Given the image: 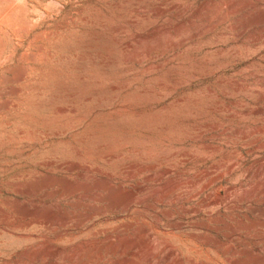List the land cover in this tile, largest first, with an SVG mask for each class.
Wrapping results in <instances>:
<instances>
[{
	"label": "rangeland",
	"instance_id": "rangeland-1",
	"mask_svg": "<svg viewBox=\"0 0 264 264\" xmlns=\"http://www.w3.org/2000/svg\"><path fill=\"white\" fill-rule=\"evenodd\" d=\"M0 12V264H264V0Z\"/></svg>",
	"mask_w": 264,
	"mask_h": 264
},
{
	"label": "bare ground",
	"instance_id": "bare-ground-1",
	"mask_svg": "<svg viewBox=\"0 0 264 264\" xmlns=\"http://www.w3.org/2000/svg\"><path fill=\"white\" fill-rule=\"evenodd\" d=\"M9 2V1H8ZM9 4H10V2H9ZM206 9V8H205ZM11 10V9H10ZM224 10V9H223ZM200 12V11H199ZM202 12V11H201ZM1 13V12H0ZM33 13V12H32ZM1 23V22H0ZM4 25V24H3ZM27 26H25L24 28H26ZM2 29V28H1ZM14 30V29H13ZM18 30H20V29H18ZM18 30H17V32H18ZM22 30H23V27H22ZM2 31V30H1ZM25 31H27V30H25ZM24 33V32H23ZM194 34V33H193ZM8 35V34H7ZM16 38V37H15ZM13 39V38H12ZM11 39V40H12ZM6 40V39H5ZM4 40V41H5ZM9 42V41H8ZM13 42V41H12ZM10 44V43H9ZM14 46V45H13ZM16 47V46H15ZM12 51V50H11ZM6 52V51H5ZM6 54V53H5ZM4 54V55H5ZM7 55V54H6ZM3 62V61H2ZM263 131V130H262ZM146 150V149H145ZM140 169V168H139ZM141 170V169H140ZM152 175V174H151ZM215 177V176H214ZM216 179V178H215ZM212 180V179H211ZM189 181V180H188ZM213 182V181H212ZM211 182V183H212ZM209 183V182H208ZM178 184V183H177ZM182 184V183H181ZM203 186V185H202ZM206 186V185H205ZM203 190V189H202ZM171 191H172V189H171ZM198 192V191H197ZM166 193V192H165ZM200 193V192H199ZM208 194V193H207ZM113 195V194H112ZM112 195H110V196H108L107 198H106V200H108V201H111V199H112ZM166 195V194H165ZM196 195V194H195ZM207 196V195H206ZM179 199V198H178ZM216 201V200H215ZM111 203V202H110ZM127 203V202H126ZM128 204V203H127ZM207 205V204H206ZM117 205L115 204V203H113V204H111V205H109V207L108 208H110V209H114V208H117L116 207ZM124 206V205H123ZM107 209V208H106ZM128 209V208H127ZM129 210V209H128ZM125 211V210H124ZM97 212L98 211H93L92 212V214L93 215H95V214H97ZM113 216V215H112ZM91 217V216H90ZM117 218V217H116ZM119 218V217H118ZM122 218V217H121ZM125 218V217H124ZM106 219V218H105ZM105 219H104V221H105ZM120 219V218H119ZM107 220V219H106ZM110 220V219H109ZM84 222V221H83ZM122 222V221H121ZM108 223V222H107ZM119 223V222H118ZM102 224H104V223H102ZM82 225V224H81ZM116 225V224H115ZM102 226V225H101ZM114 226V225H113ZM112 227V226H111ZM122 227V226H121ZM101 228V227H100ZM104 228V227H103ZM107 228V227H106ZM119 229V228H118ZM120 240V239H119ZM127 240V239H126ZM111 242V241H110ZM121 242V241H120ZM114 243V242H113ZM125 243H127V242H125ZM121 244V243H120ZM128 244V243H127ZM112 246H113V244H112ZM118 246H119V244H118ZM113 247H115V246H113ZM123 247V246H122ZM110 248H112V247H110ZM119 248V247H118ZM118 248H115V249H118ZM121 249V248H120ZM125 250V249H124ZM126 253V252H125ZM122 254V253H121Z\"/></svg>",
	"mask_w": 264,
	"mask_h": 264
}]
</instances>
